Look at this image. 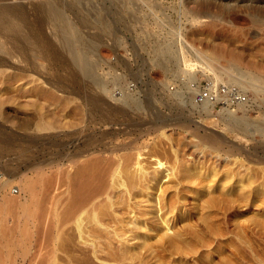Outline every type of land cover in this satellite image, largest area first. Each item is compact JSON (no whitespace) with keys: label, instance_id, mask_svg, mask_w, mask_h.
Wrapping results in <instances>:
<instances>
[{"label":"rangeland","instance_id":"rangeland-1","mask_svg":"<svg viewBox=\"0 0 264 264\" xmlns=\"http://www.w3.org/2000/svg\"><path fill=\"white\" fill-rule=\"evenodd\" d=\"M49 2L60 4L72 31L63 34ZM122 2L0 0V202L15 199L11 188L19 192L26 177L37 183L26 207H0V264H264V136L221 119L226 99L212 111L172 104L178 81L151 61L167 36L154 17L183 20L190 46L204 55L236 49L264 86V1L156 0L165 15L130 12ZM177 5L197 11L196 21L180 19L170 9ZM86 48L104 90L76 59ZM197 76L203 89L207 79ZM237 96L247 117L264 119L251 92ZM235 101L228 107L238 111ZM87 156L108 171L110 194L75 206L73 193L83 190L65 189L69 180L57 171L72 173V162Z\"/></svg>","mask_w":264,"mask_h":264},{"label":"bare ground","instance_id":"bare-ground-1","mask_svg":"<svg viewBox=\"0 0 264 264\" xmlns=\"http://www.w3.org/2000/svg\"><path fill=\"white\" fill-rule=\"evenodd\" d=\"M50 1V0H49ZM122 5L124 7L125 10L127 11H135L137 10L139 11H143L147 14H164L165 15V11L167 10L168 7H164V6H160L158 4L155 3L156 0H121ZM195 2H201V0H192ZM205 1V0H203ZM225 1L227 4H229V2L231 1H236V0H222ZM240 1V0H239ZM241 1H253V0H241ZM254 1H260V0H254ZM264 1V0H263ZM45 2V1H44ZM138 2H140L141 4H137ZM184 2V1H183ZM46 3V2H45ZM52 3V2H51ZM50 4V2L48 3ZM58 4V3H57ZM136 4V5H135ZM185 4V3H184ZM198 4V3H197ZM196 4V5H197ZM202 4V3H201ZM60 5V4H59ZM1 7V6H0ZM40 7V6H39ZM42 7V6H41ZM60 7V6H59ZM2 8V7H1ZM9 8V7H8ZM260 8V10H264L263 6L262 7H257V9ZM5 9V8H4ZM170 9L172 11H174L177 16L181 19V17H183L184 19H186L187 21H192L195 20V18H197L196 13L194 10H190L187 9V7H184L182 5L177 7H170ZM7 10V9H6ZM9 10V9H8ZM1 12V11H0ZM14 12V11H13ZM202 15L203 14H207L209 11H201ZM13 17V15H12ZM48 17V15H47ZM52 18V17H51ZM200 18V17H199ZM10 19V18H9ZM49 19V18H48ZM192 19V20H191ZM11 20V19H10ZM54 20V19H53ZM206 20V19H205ZM204 20V21H205ZM8 21V20H7ZM103 21V20H101ZM100 21V26H102ZM107 21V20H106ZM196 21V20H195ZM57 22V21H56ZM69 22V21H68ZM105 22V21H104ZM206 22V21H205ZM103 23V22H102ZM106 24L104 25H108L107 22H105ZM193 23V22H192ZM191 23V24H192ZM190 24V25H191ZM196 24V22H195ZM186 22L183 20H179L178 22L174 23L170 20L167 19H158L157 16L154 17V21H153V27H155V29L157 28L159 31H164L167 33V36H164L162 38V40L160 42H156L153 47H152V52H151V61L152 63L156 62L158 65H161L162 68L164 66L165 72H171V78L175 79L176 81V86L171 87V90L168 92V95L171 96L172 98H174V102H172V104L174 105H185V106H190L192 108H200V109H206L208 111H212V109L215 107V104L217 102L220 101V99H226L227 104H225L224 106H222L220 108V110L222 111V117L221 119H223L224 121L227 122V124H229L230 126H232L235 129H238L239 131H242L244 134H248V133H252V131H257L261 136H264V119L260 120V119H252L249 116L247 117L246 115V108H245V103L243 101H241L239 98V100H236L234 103H236V109L238 111L233 110L232 108L230 109L228 107V104H230V102H232L233 100H231V98L229 97V94L227 92L226 89H224V91H220L221 87H226L228 90H231L232 88H234L238 93H246V92H251V94H253L255 97H253V99H257V101L260 102L261 106L264 109V86L261 84L262 83V76H260L258 73H255L252 71V67H256L253 66L252 63L246 62L243 58V56L240 54V52H238L236 49L233 48H221L220 46H217L218 48H220V50L215 51L211 48H209L210 50V54L208 55H204L202 54L201 51L198 50V48L196 49V47H192L188 44V42L185 40L184 35L182 33V30L185 28ZM189 25V23H188ZM110 26V25H109ZM210 26H212V23L210 24ZM107 28V26H106ZM23 30V29H22ZM22 32L19 28L18 32ZM19 32V34H21ZM18 34V33H16ZM18 34V35H19ZM17 35V36H18ZM22 35V34H21ZM20 35V36H21ZM28 35V34H27ZM26 35V36H27ZM24 36V35H23ZM29 36V35H28ZM27 36V37H28ZM31 37V36H30ZM80 37V36H79ZM25 38V37H23ZM22 38V39H23ZM29 38V37H28ZM21 39V38H20ZM31 39V38H30ZM81 39V38H80ZM27 40V39H25ZM75 40V39H74ZM71 41V40H70ZM77 41V39H76ZM93 43V42H92ZM87 44V42H86ZM85 44V45H86ZM94 44V43H93ZM92 44V45H93ZM88 45V44H87ZM84 46V45H83ZM228 46V45H227ZM85 47V46H84ZM90 47V45H89ZM94 47V45H93ZM215 49H218V48ZM224 47V46H223ZM88 48V47H87ZM86 48V49H87ZM92 48V47H91ZM214 48V47H213ZM75 49V48H74ZM76 50V49H75ZM88 50V49H87ZM90 50V48H89ZM71 51V50H70ZM77 51V50H76ZM73 52V51H72ZM92 52V51H91ZM90 52V53H91ZM75 53V52H74ZM78 53V52H77ZM76 53V54H77ZM206 54V53H205ZM220 60L222 61V68L220 69H215L214 65H213V60ZM89 60V59H88ZM80 61V60H79ZM90 63H88L89 65H94L92 61H89ZM239 64L240 66H234L233 64ZM89 65H84V64H80V68L82 71L85 72L84 75L89 76V77H93V72L92 70H90V66ZM78 67V66H77ZM96 68V67H94ZM79 69V68H78ZM96 70V69H94ZM95 72V71H94ZM197 73L204 76L207 79V84L205 86H203V91H206V96L204 99H202V101H195V96L198 92H200L202 90L199 81H198V76ZM169 74V75H170ZM95 76L96 72H95ZM90 79V78H89ZM94 79V78H93ZM92 79V80H93ZM99 78L97 77V79H94V84L96 87H98L99 89L104 90L105 89V82H103V80H98ZM168 80V79H167ZM166 80V81H167ZM170 80V79H169ZM168 80V84L169 81ZM172 80V79H171ZM92 82V81H91ZM166 83V82H165ZM166 83V84H167ZM173 84H175V82L172 81ZM93 84V85H94ZM167 84V86H168ZM165 85V84H164ZM62 86V85H61ZM60 86V87H61ZM63 87V86H62ZM165 87V86H164ZM64 88V87H63ZM166 88V87H165ZM170 89V88H169ZM61 90V89H60ZM168 90V89H166ZM243 95V94H242ZM170 97V98H171ZM242 99V98H241ZM124 103L127 104H133L134 106H140V101L137 100L136 98L132 97L131 95H125V97L122 98ZM244 100V99H242ZM171 102V101H170ZM51 105V104H50ZM247 105V103H246ZM52 106V105H51ZM98 106V105H97ZM261 107V108H262ZM48 108V107H47ZM250 108V107H249ZM46 109V108H45ZM63 110V109H62ZM251 110V109H250ZM249 110V111H250ZM51 111V110H50ZM61 111V110H60ZM206 111V112H208ZM217 111V110H216ZM219 111V110H218ZM46 112V111H45ZM215 112V111H214ZM240 112V113H239ZM64 113V112H63ZM199 113V112H198ZM210 113V112H209ZM208 113V114H209ZM239 113V114H238ZM54 114V113H53ZM61 114V113H60ZM217 114V113H216ZM46 115V114H43ZM210 115V114H209ZM213 115V114H212ZM56 116V115H55ZM59 116V115H58ZM211 116V115H210ZM220 116V115H219ZM57 117V116H56ZM213 117V116H212ZM218 117V116H217ZM62 118V117H61ZM68 118V116H67ZM264 118V117H263ZM217 119V118H216ZM45 120V119H43ZM48 119H46L47 121ZM49 121V120H48ZM55 121V120H54ZM58 122V120H56ZM66 121V119H65ZM71 121V120H70ZM69 121V122H70ZM73 121V120H72ZM34 122V121H33ZM32 122V123H33ZM43 122V121H42ZM62 122V121H60ZM82 122V121H81ZM214 122V119H213ZM76 124V122H73ZM215 123V122H214ZM35 124V123H34ZM33 124V125H34ZM37 124V123H36ZM44 124V123H43ZM46 124V123H45ZM48 124V123H47ZM46 124V125H47ZM59 124V122H58ZM68 124V123H67ZM32 125V126H33ZM41 125V124H40ZM69 125V124H68ZM77 125V124H76ZM54 126V125H51ZM62 126V125H60ZM72 126V124H71ZM39 127V126H38ZM58 127V125H57ZM64 127V126H63ZM231 127V128H232ZM37 128V127H36ZM45 128V126H44ZM71 128V127H69ZM73 128V127H72ZM75 128V127H74ZM230 128V129H231ZM232 128V129H233ZM41 129V128H40ZM54 129V128H53ZM231 129V130H232ZM76 131V130H75ZM74 132V131H73ZM61 144V143H60ZM100 150V149H99ZM103 150V149H102ZM114 151V149H112ZM84 151V150H83ZM101 151V150H100ZM104 151V150H103ZM111 151V150H110ZM109 151V152H110ZM111 151V152H113ZM92 152V151H91ZM94 152V151H93ZM92 152V153H93ZM128 152V151H127ZM137 153V152H136ZM86 154V153H85ZM109 154V153H108ZM141 154V153H140ZM88 155V154H87ZM94 155V154H93ZM100 155V154H99ZM97 155V156H99ZM81 156V155H80ZM101 156V155H100ZM105 156V155H104ZM103 156V157H104ZM109 156V155H108ZM107 156V158H108ZM112 156V155H111ZM115 156V155H114ZM125 156V155H124ZM122 157L121 159H124L125 157H129L128 154L125 157ZM138 156V155H137ZM79 157V156H78ZM131 157V156H130ZM134 157V156H133ZM132 157V158H133ZM61 158V157H60ZM68 158V157H67ZM73 158V157H71ZM71 158H68L71 159ZM75 158V156H74ZM84 158V157H82ZM88 158V159H87ZM86 160L85 158L83 159L84 161H73L72 162V166L74 167V171L72 170V173H69L68 169L65 170V168H60L58 167V173L60 174V178L61 180H65L66 178L69 180V182L67 181V186L65 189H70L73 191H76V189H82V193H73L74 196H72V202L73 205L78 206L82 203H91V205L93 203H95L94 201L96 200V198H98V200H102L103 198L101 197L102 194H104V198L108 197L110 193H108V189L109 186H107L108 182H104L106 180H104V175L106 176L108 174L105 171H102L101 169H95L98 167V165L93 168L91 166V164H94L95 162H93V156L90 158L87 156ZM97 157H94V160H96ZM101 158V157H100ZM114 159V157H112ZM117 158V156H116ZM120 158V157H119ZM139 158V156L137 157ZM155 158V157H154ZM157 158V157H156ZM155 158V159H156ZM58 159V158H57ZM64 159V158H63ZM103 159V158H102ZM106 159V158H105ZM72 160V159H71ZM70 160V161H71ZM100 160V159H99ZM97 160V162L99 161ZM129 158L127 159L126 162H128ZM131 160V158H130ZM135 160V159H132ZM140 160V159H139ZM68 161V162H70ZM106 161H108V159H106ZM105 161V162H106ZM112 161V160H110ZM116 161V160H115ZM114 161V162H115ZM119 161V160H117ZM122 162H125V160H121ZM158 161V159L156 160ZM64 162V161H63ZM104 162V163H105ZM112 161V163H114ZM136 164V161H134ZM138 162V161H137ZM71 163V162H70ZM69 163V164H70ZM100 163H102V161L100 160ZM107 163V162H106ZM130 163V161H129ZM132 163V161H131ZM157 163V162H155ZM50 164V163H49ZM57 164V163H56ZM61 164V163H60ZM63 164V163H62ZM66 164V163H65ZM64 164V165H65ZM98 164V163H97ZM103 164V163H102ZM123 164V163H121ZM127 164V163H125ZM133 164V163H132ZM134 164V165H135ZM142 164V163H141ZM160 164V162H159ZM162 164V163H161ZM164 164V163H163ZM108 168H114V167H109V163L107 164ZM111 165V162H110ZM113 165V164H112ZM128 165V164H127ZM130 165V164H129ZM140 165V164H139ZM58 166V165H57ZM71 166V165H70ZM102 168L105 165H101ZM101 166L99 168H101ZM136 166V165H135ZM143 166V165H142ZM161 166V165H160ZM72 167V168H73ZM106 167V166H105ZM118 167V165H117ZM116 167V168H117ZM120 167V166H119ZM123 167V166H122ZM137 167V166H136ZM141 167V166H140ZM157 167V166H156ZM155 167V168H156ZM57 168V167H56ZM121 168V167H120ZM119 168V169H120ZM166 168V167H165ZM50 169V168H49ZM106 168H104L105 170ZM137 169V168H136ZM139 169V168H138ZM145 169V168H143ZM142 169V170H143ZM56 170V169H55ZM112 172H114V169H111ZM111 170H109L110 174L112 173ZM161 170V169H160ZM159 170V171H160ZM168 170V169H167ZM45 171V170H44ZM43 171V172H44ZM49 171V170H48ZM148 171V170H147ZM157 171V172H159ZM162 171V170H161ZM105 172V174H104ZM164 172V171H163ZM53 173H56V171H54ZM141 173H144L143 171ZM146 173V172H145ZM162 173V172H160ZM166 173V172H165ZM169 173V172H168ZM57 174V173H56ZM55 174V175H56ZM109 174V175H110ZM58 175V174H57ZM114 175V174H112ZM143 175V174H142ZM145 175V174H144ZM164 175V174H163ZM167 176V175H166ZM156 177V176H155ZM160 177V176H159ZM179 178V177H178ZM176 180V179H175ZM152 181V180H151ZM180 181V180H178ZM158 182V181H157ZM156 182V183H157ZM2 183V182H1ZM3 185L7 186L8 182L4 181L2 183ZM160 184V183H159ZM110 185V184H109ZM162 185V184H161ZM19 187V192L17 190V193H13V195H15V199L13 197L10 196H2L1 197V202H0V207L3 209L4 206H6V204L8 203H14L15 205H19V206H25V203L27 202L29 196L34 194V189H36L37 187V183L35 180L30 179V178H25V180L21 181L18 184ZM24 191H26L28 193V197H26L24 195ZM101 197V198H100ZM59 199H61L59 197ZM109 199V198H108ZM97 200V201H98ZM62 201V200H61ZM60 202V201H59ZM95 205V204H94ZM0 208V209H1ZM21 208V207H19ZM23 208V207H22ZM21 208V209H22ZM23 211V209H22ZM27 212V210H25Z\"/></svg>","mask_w":264,"mask_h":264},{"label":"water","instance_id":"water-1","mask_svg":"<svg viewBox=\"0 0 264 264\" xmlns=\"http://www.w3.org/2000/svg\"><path fill=\"white\" fill-rule=\"evenodd\" d=\"M47 11L49 12V15H51L52 18H54L55 20H57L58 22H60L61 24V30L63 32V34H66L70 31H72L74 29V26L71 22H68V20L65 19L64 15H63V11L61 10V8L59 7L58 4L55 3H50L48 5ZM76 59L80 60L82 64L84 65H89L88 63V50L87 49H83L81 50L77 55H76ZM90 66V70H92V72L94 71V65H89ZM83 74H85V72L83 71Z\"/></svg>","mask_w":264,"mask_h":264},{"label":"built area","instance_id":"built-area-1","mask_svg":"<svg viewBox=\"0 0 264 264\" xmlns=\"http://www.w3.org/2000/svg\"><path fill=\"white\" fill-rule=\"evenodd\" d=\"M204 89V88H203ZM203 89L200 91V92H198L197 94H196V99H197V101H202V99H204L205 98V96H206V91L204 90L203 91ZM224 89H226L227 90V92H228V94H229V97L231 98V100H237L238 99V96H237V91L234 89V88H232L231 90H228L226 87H221V89H220V91H224ZM2 178V176L0 175V179ZM17 190H18V188H16V187H12L11 188V193H17Z\"/></svg>","mask_w":264,"mask_h":264}]
</instances>
